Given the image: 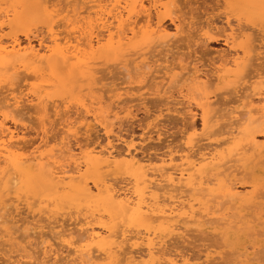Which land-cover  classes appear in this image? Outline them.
Wrapping results in <instances>:
<instances>
[{
  "label": "rangeland",
  "instance_id": "374dc122",
  "mask_svg": "<svg viewBox=\"0 0 264 264\" xmlns=\"http://www.w3.org/2000/svg\"><path fill=\"white\" fill-rule=\"evenodd\" d=\"M25 1H27V2H25ZM47 1H48L47 4L41 5V6H46V8H47L46 9L47 12H43L41 9H39L37 7L39 5L35 4L34 0H0V36H2L1 40L3 41V43L4 44L8 43L10 41V39L15 36L20 41L22 46H24L27 43L26 41L29 39L30 42L32 43V45H34L35 47H38V44H39L38 40H41L44 37V39H42V40L47 41L48 36H49L48 35L49 30L53 29L54 32H53V30H52V32L55 35H57L59 40L63 39L62 41H60L63 44L68 38L71 37V39H72L73 37H75V35L71 34L70 28H67L64 25L66 19L70 20V21L74 20L75 25L79 26V25H82L83 22H87L89 19H93L95 17V13L101 11L102 5L107 6L110 4L109 6H107L108 9H110L111 6L114 5V1H117L120 5H123L125 0H113V1L112 0H108V1L107 0L106 1L105 0H99V1H102L101 4L98 2H95L96 0H47ZM90 1H91V3H89ZM142 1L144 3L143 4L144 9L145 10L149 9L152 12L151 18H152V16H153V18H152L151 22L152 21L153 22L150 23L149 25H152L153 27L151 26L149 28V30L146 28L148 23L147 22L144 23L145 19H144L143 14H141L143 19L141 18L140 15H139V17H140L139 19H141V21L143 20V22H141L139 20L140 22L138 23L136 31L141 29V27L144 25L143 27L145 30L142 27L141 32H142V30L143 31L148 30L150 32L149 33L150 35L153 32L154 33L156 32V34L151 36L150 38H148L147 41H145V39L140 37V34H138V37L136 39L129 40L128 42L126 41L128 43L127 44L128 48L125 50L124 53H122V55H120L119 53L117 55H112L109 57H100L99 55H91L90 59H89V69H88V71H84V72H81V71L79 72V71H76L75 69H70L69 67H67V65H65L67 68L65 66H60L57 69L56 68L52 69V68H48L46 66H43L44 68L42 67V68H40V70H38V69L37 70H27V71L19 70V73L20 72L21 73L20 74L18 73V76L15 75V77L17 76V78H18V79L15 78V80L18 82H15V80H7L3 76V73L0 72V89H1L0 95H2V96H0V98H1L0 99V101H1L0 102V105H1L0 106V120L2 119V117H1L2 114L5 113L6 114L5 124L7 125V127L11 131H13L14 133H17L18 139H20V141L22 142L21 146L27 147L25 149L26 155H28L30 153V151L33 152L37 149L40 152H45V153H49L51 151L52 153H56V155H57L58 151H55V150H59V148H61L62 144L59 142H61L62 138H65L66 136L68 138L64 139L62 142L63 143H69L68 146L69 147L71 146L70 148L73 149V152L76 154H78L80 152L87 151L89 148H91L93 146L94 147L95 146L96 147H99V146L104 147L105 145L106 146H112L113 145L112 147H115V148H113L114 150L116 149L115 151H117V152L119 151V153H123L126 151L127 147L125 148V146L127 144V146H129V145L135 146V147L132 146L135 149V159L138 158L137 160H140L142 158L143 159L144 158H146V159L151 158V160L153 162L151 161V165H149V166H148V163H143V164L139 163V165H142L145 167L144 169L147 170V172L149 174L151 171V169H149V168H154L157 166V163L154 160H157L163 156L169 155L170 152L171 153L173 152L174 155L181 153L180 150L181 149L185 150L186 142H188L190 140V137L192 139L193 138L195 139V141H194L196 143L195 151L197 150V148L199 146H200V148L202 147L203 151H207V152L208 151H214V150L220 151V150L227 148L226 146L228 144L227 145L224 144L221 147L218 146L220 143H222V140L224 141L226 139V136L224 134L221 135V133H220V134H217L215 137L213 136V134H204L203 133L204 135H202V131H201V128H202L201 125L202 124H201V120L199 119L200 118L199 114H200L201 110H200V108H198L197 104L202 103L204 101H200L199 96L202 97L203 94H206V96H208L209 101L214 103V106L216 105L215 106L216 110L214 109L215 115L217 116V115L222 114V116H224V118H221L222 116L221 117L218 116V118H220L221 120L219 119V121H217V122H219L218 123L219 125L217 124L212 132H214V130H217L218 127H219V129H221V128H223L222 126H224V125L226 126V122L228 121L226 129L224 126V129L220 130V131H222V130L227 131V128L229 127L228 125H230V123L233 122V121H230L231 119H228L230 116L228 117L227 113L230 112L232 109L234 111L236 110V112L237 111L242 112V110H243V112H245L247 110V106H245V107L243 106V104L245 105L246 101L245 100H244L245 102L241 101L242 100L241 97H244L246 95V93L250 94L252 104L253 105L255 104L254 105L255 107L257 106L256 104H258V102H259L257 100L258 98H257V96L253 97V95H251V92L253 93L254 88H255V91L258 88L259 89L258 91L261 90L264 92V83H263V85L260 84L259 83L260 80L256 79V78L255 79H253V78L242 79V77L244 76L242 74L243 72L242 73L238 72L237 70H235V68L233 66L230 65V63H229V65L228 64L226 65V63H228V61L231 59V57L236 58V57L244 56V57H247V58L249 57L250 59H252V61L254 63L252 61H251V63H253L254 65H257V66L260 65L261 66V62H262V65H264V59H263L264 58V4L262 5V4L258 3V4H254L253 6H249L248 4H240L241 6H234V5L228 6L224 2L223 3L220 2L219 5L215 6L214 3L212 4L211 0H205L206 6L203 5L204 7L203 6L201 7V5L200 6L198 5L199 7H196V5L184 7L183 4L185 2H187L188 0L187 1L177 0V6L179 4L180 7L174 6L173 9H172V7L164 8L163 6H160L159 4H157L159 6H157V9H155V8H153V5L155 4L154 0H142ZM202 1L199 0V2H201V3H202ZM79 3H80V5H79ZM166 3H167V0H161V4H166ZM77 5H78V7H77ZM75 7H76V11L78 9V12H80L79 13L80 15L75 14V12L73 11V9H75ZM81 8H83V9H81ZM158 9H160V10L158 11ZM193 9H195V10H193ZM82 10L83 11L85 10L86 12L81 13ZM153 10H154V12H153ZM60 12H62V13H60ZM156 12L159 14V18H160L159 20H161V23H160L161 26L162 25L164 26V27L162 26V29H166V32L169 35L168 37L163 36L162 32L157 31L158 30V25H157L158 19H156V15H154V14H156ZM88 14H90L89 19L87 16ZM170 14H172V15L175 14L176 16L178 15V17L181 16L180 18L184 20L183 21L184 23L182 22V24H183V29L185 31L183 34L180 35L182 38L180 39V36H179V39L180 40L185 39V41L178 40V36L176 37L177 39L175 38L176 40L173 37H171L175 33V29H174V26L172 24H170V22L168 20ZM73 15H75V16H73ZM76 15L78 17H76ZM72 16H73V19H72ZM90 16H91V18H90ZM227 17H229V21L231 20L229 23V26L233 28L231 31H230V28H228L229 26L227 27V25L225 23L226 22L225 18H227ZM82 18H84L85 21L82 20ZM210 20H212V21H210ZM61 21H64V22L62 23ZM78 21H80L81 23H76ZM209 23H211L210 26L212 25L211 28L217 29V32H218V30H220L219 32H223L222 37L227 36V35L229 36L230 34L235 33L236 35L234 34V36L237 38V37H239L237 35H239L243 32V35L241 34L242 36L237 38V40L235 38V41H234L235 42L234 45L236 46L235 49L236 50L238 49V50L236 52H234V50H231L230 48H228L229 45H226V43L224 41H218L219 43L218 42L217 43L208 42L205 46H202L201 42H198L199 41L198 38H200L198 36L208 30L207 24H209ZM204 24L206 26H204ZM83 25L85 26V24H83ZM139 26H141V27L139 28ZM202 28L203 29L206 28L207 30L205 29L203 31ZM225 28H226V30H225ZM214 29H212V30H214ZM216 29H215V33H217ZM233 31H234V33H233ZM159 33L161 36L159 35ZM213 33H214V31H213ZM25 35H27L28 38L25 37ZM153 37H154V39H153ZM129 38H130V36H129ZM168 38H170V39L168 40ZM137 39H138V41H137ZM251 39H253V40L255 39L254 42ZM135 40L137 41L136 43L133 42ZM166 40H168V41L166 42ZM170 40H173L172 42L174 44L173 43L171 44ZM131 41L133 43L130 44ZM177 41H178V43H177ZM159 42H161L162 44ZM164 43H165V45H164ZM245 43H246V45H245ZM247 44H249L252 48L255 47V49L250 50L251 48L247 47L248 46ZM170 45H172V46H170ZM243 46L245 47V49L243 48ZM246 47H247V49H246ZM160 48H161V50H160ZM242 48H243V50H242ZM253 50H255V51H253ZM128 54H130V55H128ZM132 54H133V56H131ZM137 54H140V55H137ZM228 54H230V55H228ZM236 54L238 56H236ZM222 55H226V57H223L222 59L219 58ZM227 56H229V57H227ZM260 56H262V57H260ZM252 57H257V58H259V60L260 59L261 60L259 61L257 58L255 59ZM225 59H226V61H225ZM224 62H226L225 65H224ZM144 64L145 65L149 64L148 65L149 70H147L145 68L143 70ZM107 65H108V67H107ZM115 65H117V66H115ZM177 66L180 67L181 69L176 68ZM257 66H256V68H258ZM195 67L197 70H199L196 74L193 70H191V69H195ZM261 67L258 68L259 72H261L262 70L264 71V68H263L264 66L262 68ZM61 68H63V69H61ZM182 69L183 70L185 69V72L182 71ZM218 69H220V70H218ZM63 70H65V71H63ZM130 70H131V72H130ZM66 71H68V72H66ZM125 71H128V72L126 73ZM156 71H158V72H156ZM138 72H141V75H139L140 73H138ZM151 72H152V74H151ZM193 72H194V74H193ZM255 72L256 71L253 72V70H252L250 77L254 76ZM185 73H187V74H185ZM240 73L243 75L242 77H241ZM23 74H25L24 77H23ZM126 74L130 78L128 77V79H126L127 78ZM202 74L203 75L206 74V75L203 76ZM26 75H27V77L30 75L29 78H26L25 77ZM162 75H163V77H162ZM181 75L183 76V78L180 81V77H182ZM196 75H197V77H200V78L196 81L197 84H194L195 82H191L189 77L196 76ZM238 76H240V77H238ZM169 77H173V80L176 79L178 82L180 81L179 83L181 86L179 85L178 82H174V83H176L175 84L176 87L173 85V82H172V85H170L171 81H170V79H168ZM186 77L189 78V80L187 79L188 80V81H186L187 83L186 82L184 83L183 80H185ZM214 77H215V79H214ZM13 78H14V76L11 79H13ZM208 78H210V79H208ZM239 78L241 80H238ZM207 79L210 80L208 83H210L212 80L210 85H208V87L211 90H209L208 87L206 88L207 85L205 86V85H202V83H201V82L205 83ZM236 81H238V82L236 83ZM181 82H183L184 84L182 83L183 84L182 85ZM157 84H159V85H157ZM177 84L180 86V88H179V86L177 87ZM159 86H161V87H159ZM169 86H171V87L169 88ZM165 87H167V88H165ZM96 88H97V90H96ZM16 89H17V92H16ZM241 89H243V91ZM12 90H15L16 94L18 93L17 95H19V93L21 96L23 95L22 96L23 97L22 102L18 105L17 109H14V111H13L16 114L12 113V112L10 114L7 110H5V108H3L4 107L3 105H5L8 102V100L10 99L11 96L9 93ZM123 90L124 91L126 90V92H123ZM157 91H159L160 93H158ZM163 91L165 93H163ZM240 92L243 94L240 95L241 94ZM244 92H246V93L244 94ZM148 93H150V94H148ZM221 94H222V96H221ZM37 96L39 99L40 98H42V100L44 99L45 100L44 102L48 101L45 103L46 110H44V111L40 110L41 113L39 112V109H41V108H37L36 104L34 106V104L32 105L30 103V100H32V99L37 101L36 100ZM5 97H6V99H5ZM123 97L126 100L128 98V100H127L128 102L125 101V99ZM181 97H183V98H181ZM198 98H199V100H197ZM232 99H234V100L236 99L237 101L235 100L233 102ZM97 101H98V103H97ZM217 102L219 104H216ZM34 103H36V102H34ZM52 104L54 106H52ZM31 107H33V108L36 107V110H35V108L33 109ZM48 108H50V109H48ZM85 108L90 109V110H96V112L101 111L102 113H105V115L107 114V112H109L111 110H112L111 115L114 112H117V115L119 113L118 117L116 116V119L114 117V120L112 118L113 116L110 117V118H112V122H110L111 120L109 119L110 120L109 122L112 124V128H113V129H111L112 134L110 133L109 136L104 135L105 134V133H103L104 131L100 127H98V125L95 126L96 124L94 125V122H91L90 117H86V119H85L84 112H83L84 111L83 109H85ZM187 108H188V110H187ZM20 109H22V111ZM219 109L221 111H219ZM120 110H121V112H120ZM64 111H65V113H64ZM225 113L227 114V116H225L226 115ZM13 114H15V115H13ZM188 114H189V116H188ZM191 114L194 116V118L187 120L186 118H190ZM62 115H64V117ZM14 116H18L19 119H18V117H15L16 119H14L13 118ZM81 116H83L84 118L81 119L82 118ZM60 118H62L61 122H60ZM65 120L67 121L66 124L68 122L69 123L72 122L69 126V128H71L70 133H68L69 136L68 135L65 136V134L62 133L66 130V127H65L66 124L64 123ZM73 121H75V122H73ZM191 121H193V122L191 123ZM190 125H193L195 127V131H196L195 133H192L193 130L190 132V130H191ZM89 127H92V128H89ZM187 127H188V129H187ZM87 128H88V130H87ZM193 134H196V135L192 136ZM199 134L202 135L203 137L199 136ZM206 136L209 137V140H206ZM106 137H107V139H106ZM45 139H46V141H44ZM203 139H204V141H203ZM197 141H199V142L197 143ZM257 141L260 144H264V135L263 134L259 135V137H257ZM87 143H89V147L86 145ZM129 143H131V144H129ZM197 144H198V147H197ZM81 147H82V150H78V149H81ZM86 147L88 149H86ZM30 148H31V150H30ZM52 149H54V152ZM174 152H176V153H174ZM174 157H178V155L177 156L175 155ZM176 161L178 162V160H176ZM136 166L137 165H135V168H136ZM138 167L135 170H138ZM82 170H84V169H82ZM112 170L113 169H111V171L106 170L105 173H103L105 171V169L103 172L101 171L103 173L104 177L107 178L106 180L110 181V183L107 181L109 184L116 183L117 185L114 184L115 186H117L118 188L121 187L124 189L130 188V186H131V188L133 187L134 178L132 179V177L133 176L135 177V173L137 175L138 171L137 172L134 171L132 174L131 173H125V172H120V173L119 172H115V173L113 172L111 174ZM87 173L88 172H86V171H81V176L86 181H89V182H87V184L91 188L92 192L95 193V189L92 187L93 186L92 181L94 182L96 179L93 175L87 174ZM103 175H101V173H100V180L102 182L105 181L103 183L107 184L105 178L102 179ZM8 176L9 175L4 176V178L0 176L2 178V179L0 178V180L7 181L11 178V175L9 178H8ZM14 176L17 178L13 177V174H12V178H15V181H16L15 183H17V185L14 183V185H16L14 187V185L12 183H10L11 186L8 187V190H11V191H8L6 189V191L4 192L5 188L2 185L0 186V216L3 215L4 218L7 219V222H8V224H7V222H5L3 224L2 220H1L2 222H0V224L2 223L0 225V264H3L4 262H5L4 264H25V263L26 264H29V263L37 264V263H41V262H43L45 264H71L72 263V261H70L71 257L68 256L69 253L67 252V249L64 246V243L62 241V237H59V235H58L61 232L62 224H63L64 228L66 226H67V228H73V226H78V227L84 226L85 227L86 222L92 220L90 218L84 219V217L86 218L87 215L89 216V213L88 214L86 213L87 215L84 213L86 210H87V212H91V210L93 211L94 208H96L94 210L95 213L93 212V214L97 217H99V214H102L101 215L102 221H104V219H105V221H107V216H105L106 213H102V211H100L101 213H99L98 211L100 210V208H98V210H97V207L93 203H92L93 205L91 204L93 207L90 205H86L85 203H82V204L86 205V207H85L84 205L82 206L81 203L79 204V202H81L80 200L74 199L72 197H71V199H70V197L67 198V196H68L67 192L68 191H64L63 196H61V194H62L61 192H57V194L56 193L51 194L52 192L50 193L51 190L47 186H45L46 184L45 185L43 184L44 185L43 186L40 183V185L39 184L36 185V186H38V189H36L37 187L34 188L35 184L38 181V180L36 181V179L35 180L33 179L34 182L36 181L35 184L34 183L31 184V180L28 179L30 182L27 183V181H28L27 178L25 180V178L23 176H20V175H19L20 177L16 176V175H14ZM139 176H140V174H139ZM255 176L257 177L256 184H257V189L259 188V190H257V192L255 191L254 193L255 194L257 193L258 196H261V195H259L258 192H261V194L264 193V187H263V185H264V172H262L260 169H258L257 172H255ZM237 177L240 178L241 175H238ZM22 179H23V181H22ZM24 181L26 182V184H29L30 186L33 185L32 188L29 185L24 184ZM40 181L41 180H39V182ZM131 182H133V184ZM245 183L246 182L241 183L244 185L242 186L243 188H241L239 190L244 191V193L247 192V194L248 193L250 194V192H252L251 191L252 187L249 183H248V185ZM127 184L128 185L130 184V186H126ZM25 185H26L27 189H29V190L26 189ZM39 186L40 187L43 186V188L47 189V191H44V189L40 188ZM10 187H14V190H13V188L10 189ZM34 189L39 194H37V192H35ZM41 190H43V193ZM30 191H32V192L30 193ZM33 191H34V193H33ZM39 191H41V192H39ZM44 192H46V195ZM47 192H49L50 194H47ZM66 193H67V196H64ZM40 194H43V195H40ZM55 195L57 197H55ZM263 195H262V197H263ZM45 196L49 197V198H46ZM38 197H40V198H38ZM44 197L46 198V200L50 199L48 201L50 203H52V205L50 203H47V202H46L47 204L45 203V205H44V201H46V200H44ZM60 197L61 198L66 197L65 200H67V201L70 200L72 202L68 201V202H66L67 204H65V200L63 201V199H62V201H61V199L60 200L58 199ZM7 199H8V201L10 199H12V200H10L8 202ZM35 199H36V202H35ZM55 199L57 200L56 202H55ZM73 199L75 201H73ZM41 200L42 201L44 200L42 202L43 204H41V202H40ZM76 200H77V202H76ZM262 200L264 201V198ZM14 201H16V202H14ZM32 203L34 204L33 207L31 206ZM5 204L7 206L8 205L10 206V204H11V207H9V206L7 207V206H5ZM75 204H77V206ZM71 205H73V207H71ZM56 206H57V208H55ZM75 206L77 207V209ZM83 207L85 208V210L82 209ZM1 209H2V211H1ZM6 209H8L7 210L8 214L6 213ZM81 209H82V211H81ZM9 210L12 212V214H10L11 212ZM50 210H52L53 212ZM79 210H80V213H79ZM96 211L98 214L96 213ZM251 211L252 210H248V211L244 210L243 212H241V214H243L244 217L246 216L248 218ZM70 212H71V214H70ZM236 212L238 213V215L240 217L241 216L243 217V215H241L238 211H236ZM236 212L229 211L227 213L230 216V214H233ZM16 213H18L19 215ZM47 213L49 215L54 213L55 217H54V214L51 216L54 217L55 219H53L51 216H48ZM83 213L85 216H83ZM225 213H226V211H225ZM259 213L261 214V216H264L263 215L264 213L263 214H262V212H259ZM5 214H6V216H5ZM34 214H36V215H34ZM41 214H43V215L41 216ZM91 214H92V212L90 213V215ZM77 217H79L80 219L78 220ZM38 218H40V221ZM48 218H49V220H48ZM10 220H11V222H10ZM23 220H25V222L27 221L28 223L27 222L25 223ZM41 220H42V222H41ZM57 220L59 222L56 224ZM67 220H68V222H67ZM263 220H264V217H263ZM52 221H55V223L53 222V224H52ZM78 221H80V222H78ZM247 221H251V219L247 220ZM94 222H95L94 220H93V222L91 221V223H92L91 225L95 227L97 225L95 224L96 222L95 223ZM43 223H44V225H43ZM47 224H48V227H47ZM56 225H58V226H56ZM12 226H13V228H12ZM261 226L257 227L259 230V235L257 236L256 239L255 238L253 239L254 242H252L253 241L252 238H250V239H248V238L236 239V237L234 235H231L230 239H228L227 236L225 237L224 235L221 237V235L223 233H226V230L223 228V226H221L219 224H212V225L204 226V228L201 230L202 233L200 231L199 232L195 231L194 228L191 227L187 230V232L182 231L183 233H181V235L184 236L183 239H181L178 235H177L178 237L174 236V235L172 237L166 236V240L164 237L163 238V241H164L163 242V248L167 247L164 250L165 251L169 250V252H171V253L174 252L172 254L184 256L183 258L186 260L187 264H264V255H263L264 254V234H263L264 233L263 232L264 227L262 226L263 227L262 228ZM189 230H190V232H189ZM12 232H14L15 234L14 233L12 234ZM260 232L261 233L263 232V233L260 235ZM29 233L31 234L32 238L30 237ZM37 234H39V235H37ZM208 235H209V237H208ZM216 235H217V237H216ZM33 236H34V238H33ZM40 236L42 238H40ZM50 236L52 239L49 238ZM54 236H55V238H54ZM37 237H38V239H36ZM44 238H46V240H49V241L53 240V241H50V243L53 244V242H54L55 245H53V246H56L55 247L56 249L60 248L58 250V256L59 257L57 256L59 258V260H58V258H54V256H48L50 259H47L48 257H46V258L43 257L44 255L42 252V248L39 245L40 243L38 241L44 240ZM173 238H175L176 241L173 240ZM220 238H221V241H220ZM34 239H35V241H34ZM185 239H187V240H185ZM217 240H219V241H217ZM220 242H221V244H220ZM27 243L29 244V246ZM9 244L11 245V247ZM244 244L247 247L246 246L244 247ZM217 245H218V247H217ZM28 247H30V248H28ZM62 247H63V249H62ZM173 247H176V248H173ZM177 248H179V249H177ZM9 249H10V251H9ZM20 249H21V251H20ZM255 251H256V254H255ZM141 252L142 251H140V253ZM240 253L242 256L240 255ZM40 254H41V256H40ZM232 254H234V255H232ZM24 255H26V256H24ZM245 256H247L248 258L251 257V260L250 259L247 260V258ZM252 256H254L253 257L254 259L252 258ZM38 257H40V258H38ZM66 257L69 259L67 262H66V260H67ZM2 259H4V260L2 261ZM38 259H39V261H38ZM44 260H45V262H44ZM49 260H51L50 261L51 263L49 262Z\"/></svg>",
  "mask_w": 264,
  "mask_h": 264
},
{
  "label": "bare ground",
  "instance_id": "6f19581e",
  "mask_svg": "<svg viewBox=\"0 0 264 264\" xmlns=\"http://www.w3.org/2000/svg\"><path fill=\"white\" fill-rule=\"evenodd\" d=\"M34 1H35V4L39 5V6H37L39 9H41L43 12H47L46 6H41L43 4H47V2H48L47 0H34ZM154 1H155V4L153 5V8H155V9H157V6H159V5L163 6L164 8L172 7V9L174 6H177V0H167L166 4H161V0H154ZM185 1H187V0H185ZM211 1H212V4L214 3L215 6L219 5L220 2H222V3L224 2L228 6H233V5L234 6H241L240 4H248L249 6H253L254 4H258V3H260L262 5L264 4V0H211ZM25 2H27V1H25ZM95 2H98L101 4L102 1L96 0ZM89 3H91V1ZM205 3H206L205 0H203L202 3L199 2V0H188L183 5H184V7L185 6H192V5L193 6L196 5V7H199L201 5V7H202L203 5L206 6ZM143 4L144 3L142 0H125L123 5H120L117 1H114V5H112L110 9H108V7H107L110 4L107 6L102 5L101 11L96 12L95 17L94 18L92 17L93 19H89L90 14L87 15L89 20L87 22H83V24H85V26L83 24L79 25V26L75 25L74 20H73L74 22L72 20L71 21L67 20L66 19L67 17H66L64 25L67 28H70L71 34L75 35V37H73L72 39H71V37L68 38L63 44L60 42L63 39L59 40L57 35H55L53 33L54 32L53 29H52L53 32L51 29L49 30V34H48L49 36H48L47 41L42 40V39H44V37L41 40H38L39 41L38 47H35L34 45H32V43L30 42L29 39L26 41L27 43L24 46H22L20 41L15 36L12 37L8 43L4 44L3 41L1 40L2 36H0V72L3 73V76L7 80H15V78L18 79L17 76H18L19 70H25V71L37 70V69L40 70V68H42L43 66H46V67L52 68V69H55V68L57 69L60 66L67 65V67H69L70 69H75L76 71L84 72V71H88V69H89V59H90L91 55H99L100 57H109L112 55H117L118 53L120 55H122V53H124L125 50L128 48L127 42L129 40L136 39L138 37V34H140V37L145 39V41H147L148 38H150L151 36L156 34V32L155 33L153 32L151 35L149 34L150 32L148 30L152 26L149 24L153 22V21L151 22L153 16L151 18L152 12L149 9L145 10L143 7ZM157 4H159V5H157ZM79 5H80V3H79ZM77 7H78V5H77ZM177 7H180L179 4ZM81 9H83V8H81ZM85 10L84 11L82 10L81 13L86 12ZM159 10L160 9H158V11ZM193 10H195V9H193ZM73 11L75 12V14L80 15L79 14L80 12H78V9L76 11V7H75V9H73ZM153 12H154V10H153ZM157 12H156V14H154V15H156V19H158V22H157L158 30L157 31L162 32L163 36L168 37L169 35L167 34L166 29H162L163 25L161 26V24H160L161 20H159L160 18H159V14ZM60 13H62V12H60ZM141 14H143V16H144V19H145L144 23L145 22L148 23V25L146 26V28L148 29L147 31L142 30V32H141V29L144 25L142 27L139 26V28L141 27V29L138 28L139 30L136 31L138 23L141 21V19H139L140 18L139 15L143 19ZM172 14L169 15L168 20H169L170 24H172L174 26L175 33L173 35L171 33L170 34L172 35L171 37H173L174 39L178 36V40H180L182 38L180 35L183 34L185 31L183 29V24H182V22L184 20L180 18L181 16H179V17H178V15L176 16L175 15L176 13L174 14L175 16ZM73 16H75V15H73ZM73 16H72V19H73ZM76 17H78V16L76 15ZM90 18H91V16H90ZM225 19H226L225 23L228 27L231 20L229 21V17H227ZM82 20H84V18H82ZM210 21H212V20H210ZM61 22L63 23L64 21H61ZM141 22H143V20ZM76 23H81V22L78 21ZM205 24H204V26H206ZM210 24L211 23L207 24L208 30L206 28H204V29L202 28L203 31L205 29L207 31L200 34L198 36L200 38L197 37L199 40L198 42H201L202 46H205L208 42L217 43L218 41H224L226 43V45H229L228 48H230L231 50H234V52H236L238 49L236 50L235 49L236 46L234 45V43H235L234 41L236 38L234 36V34H235L234 31H233L234 34H230L229 36L227 35V36L222 37L223 32H219L220 30H218V32H217V29L215 28L216 32H217V33H215V29L211 28L212 25L210 26ZM228 28H230V31L233 29L230 26ZM143 29H144V27H143ZM212 29H214V30H212ZM225 30H226V28H225ZM213 31H214V33H213ZM241 34L243 35V32ZM241 34H239L237 36L240 37V36H242ZM159 35H160V33H159ZM129 36H130V38H129ZM179 36H180V39H179ZM25 37H27V35H25ZM239 37H237V38H239ZM237 38H236V40H237ZM138 39H137V41H138ZM153 39H154V37H153ZM169 39L170 38H168V40ZM168 40H166V42ZM251 40L254 42L255 39L254 40L251 39ZM137 41L135 40L133 42L136 43ZM172 41L173 40H170L171 44L173 43ZM180 41H185V39H182ZM133 42L131 41L130 44ZM159 43H161V42H159ZM177 43H178V41H177ZM249 44H247L248 45L247 47H250L251 48L250 50L255 49L254 46H253L254 48H252ZM164 45H165V43H164ZM245 45H246V43H245ZM170 46H172V45H170ZM247 47H246V49H247ZM243 48L245 49L244 46H243ZM243 48H242V50H243ZM160 50H161V48H160ZM253 51H255V50H253ZM133 54L131 56H133ZM128 55H130V54H128ZM137 55H140V54H137ZM226 55H222L219 58L222 59L223 57H226ZM228 55H230V54H228ZM236 56H238V55L236 54ZM227 57H229V56H227ZM260 57H262V56H260ZM248 58L244 57V56L236 57V58L231 57V59L228 61V63L224 62V65H225V63H226V65L227 64L229 65V63H230V65L233 66L235 68V70H237L238 72H241V73L243 72L242 74L245 77L240 73L241 77L243 76L242 79H244V78L255 79L256 78V79H259L260 80L259 83L263 85V83H264V71L262 70L261 72H259L258 68L261 66L263 67L264 65H262V62H261V66L260 65L259 66L254 65L253 64L254 62L252 61V59H250V58L248 59ZM252 58L256 59L257 57H252ZM257 59L259 60V58H257ZM225 61H226V59H225ZM251 61L253 63H251ZM148 65L144 64L143 65L144 67L142 66L143 70H144V68L149 70ZM115 66H117V65H115ZM256 66L258 68H256ZM107 67H108V65H107ZM63 68H61V69H63ZM176 68L179 69L180 67L177 66ZM191 70H193L195 72V74L199 71L196 69V67H195V69H191ZM218 70H220V69H218ZM252 70H253V72L254 71H256V72H255L254 76L250 77ZM63 71H65V70H63ZM182 71L185 72V69L184 70L182 69ZM66 72H68V71H66ZM125 72L127 73L128 71H125ZM130 72H131V70H130ZM156 72H158V71H156ZM194 72H193V74H194ZM138 73H140L139 75H141V72H138ZM151 74H152V72H151ZM185 74H187V73H185ZM15 75H17V76L15 77ZM24 75L25 74H23V77H24ZM204 75H206V74H204ZM13 76H14V78L11 79ZM29 76L27 77V75H26L25 77L29 78ZM126 76H127L126 79H128L129 76L127 74H126ZM162 77H163V75H162ZM238 77H240V76H238ZM182 78H183V76L180 77V81L182 80ZM189 78H190L191 82H195L194 84H197L196 81L200 77H197V75H196V76H191ZM189 78L186 77V79L183 80V82L185 83L186 81L189 80ZM168 79H170V81H171L170 85H172V82H173V85L175 86L176 83H174V82H178L176 79H175L176 81L173 80V77H169ZM208 79H210V78H208ZM214 79H215V77H214ZM207 80L205 83L201 82L202 85H205V86L207 85L206 88L212 82V80H211V82L208 83L210 80H208V81ZM238 80H241V79L239 78ZM15 82H18V81L15 80ZM183 82H181V84ZM237 82L238 81H236V83ZM157 85H159V84H157ZM179 85H180V83H179ZM179 85L177 84V87ZM180 86H179V88H180ZM159 87H161V86H159ZM170 87L171 86H169V88ZM165 88H167V87H165ZM96 90H97V88H96ZM209 90H211V89L209 88ZM241 90L243 91V89H241ZM258 90L259 89L257 88L255 91V88H254L255 92L254 91H253V93L251 92V95H253V97L257 96V98H258L257 100L259 102H258V104H256L257 106L255 107L254 106L255 104L254 105L252 104L250 94L244 92V94L246 93V95L244 97H241L242 98L241 101H244V100L246 101V102L244 101L245 105L243 104V106L244 107L247 106V110L245 112H243V110H242V112L241 111L236 112V110L234 111L233 109L232 110L230 109L231 111L227 113L228 117L230 116L228 119H231L230 121H233V122H231L230 125H228L229 127L227 128V131L222 130L223 132L220 130L224 129L225 125L222 126L223 128L219 129V127H218L219 130L217 129V130H214V132H212L213 129L215 128V126L219 123V122H217L220 119V118H218V116L221 117L222 114L217 115V116L215 115V110H216L215 106L216 105L214 106V103L209 101L208 96H206V94H203L202 97L199 96L200 101H204L202 103L197 104L198 108H200V110H201L200 114H199L200 115L199 119L201 120V124H202L201 125L202 135L213 134V136L215 137L217 134H220V133H221V135L224 134L226 136V139L224 141L222 140V143H220V144L218 143L219 144L218 146L221 147L224 144H226V145L228 144L226 146L227 148L223 149L224 151L223 150H220V151L214 150V151H208L207 152V151H203L202 147L201 148H200V146L198 147V144H197L198 148L195 151V148H196V143L194 142L195 139L194 138L192 139L190 137V140L188 142H186L185 150L181 149L180 150L181 153L175 154L176 156L178 155V157H174L175 155L173 154V152L172 153L170 152L169 155H166V156H163L157 160H154V161H156L157 166L154 168H149V169H151L149 174H148L147 170L144 169L145 167L142 165H139V163H142V164L148 163V166H149V165H151V161H152L151 158H147V159L142 158L140 160H137L138 158L135 159V149L133 148L135 146H133V145H132L133 146L132 147L130 145L127 146V144H126L125 148L126 147L127 148H126L125 152L122 151L123 153H119V151L118 152L115 151L116 149L115 150L113 149V148H115V147H112L113 145L112 146H106L105 145L106 147L105 146L104 147H102V146L101 147L100 146L94 147L93 146L89 149L86 147V149H88L87 151L80 152L78 154L74 153L73 149L70 148L71 146L70 147L68 146L69 143H63L62 142L64 139L68 138L66 135H68V133H70V130H71V128H69V126L72 122L71 123L68 122L66 124V122H67L66 120L64 122L66 124L65 125L66 130L64 132H62L63 134H65L66 137L62 138L61 142L58 141L59 143L62 144V146H61V148H59V150H55V151H58L57 155H56V153H52L51 151L49 153L40 152L38 149L33 151V152L30 151V153L28 155H26L25 149L27 147L21 146L22 142L20 141V139H18L17 133H14L13 131H11L7 127V125L5 124L6 114L3 113L1 116L2 119L0 120V176L4 178V176L9 175L8 176V178H9L11 175V178L7 181L0 180V186L2 185L5 188V190H4V192H5L6 189L8 190V187L11 186L10 183H12L14 185V183L16 182L15 178H17V177H15L14 175H16V176L20 175V176H23L25 178V180H26V178H27V180L28 179L31 180V184L32 183L35 184V182L38 180L34 186V188L37 187L36 189H38V186H36V185H38V184L40 185V183H41V185L46 184L45 186H47L51 190L50 191V193L52 192L51 194H53V193L57 194V192H61L62 193L61 196H63V192L68 191L67 192L68 196H67V193L64 195V196H67V198L70 197V199H71V197H72L74 199L80 200L81 202H79V204L81 203L82 206L84 205L82 203H85L86 205H90V206H92L94 204L97 207V210H98V208H100V210L98 211L99 213H101L100 211H102V213H106L105 216H107V221H105V219H104V221H102V219H101L102 214H99V217H97L93 214V212L95 213L94 210L96 208H94L93 211L91 210V212H92L91 215H90L91 212H87V210H86L84 213L85 214L89 213V216L86 214L87 216H86V218L84 217V219L90 218L92 220L87 221L85 227L84 226L83 227L73 226V228H67V226H66L64 228V226L62 224L61 232L58 235H59V237H62V241L64 243V246L66 247L67 252L69 253V254L68 253L67 254H68V256L71 257L70 258V261H72L71 264H187L186 260L183 258L184 256L172 254L174 252L171 253V252H169V250L168 251L164 250L167 247L163 248V242H164L163 238L165 237V240H166V236L172 237L173 235L174 236L178 235L181 239H183L184 236L181 235V233H183L184 231L187 232V230L189 228L192 227V228H194L195 231L201 232V230L204 228V226L212 225V224H219V225L223 226V228L226 230V233H223L221 235V237L224 235L225 237L227 236V238L230 239L231 235H234L236 237V239H242V238H248V239L252 238V240L254 238L256 239L257 236L259 235V230L257 227H260L261 225L264 227V220H263L264 216H261V214L259 213V212H262V214L264 213V201L262 200L264 198V195H263L264 193L261 194V192H258L259 195H261V196H258L257 193L256 194L254 193L255 191L257 192V190H259V188L257 189V184H256L257 177L255 176V172H257L258 169H260L262 172H264V144H260L257 141V137H259V135H262V134L264 135V92L261 90L260 91H258ZM164 91H163V93H165ZM16 92H17V89H16ZM16 92H15V90H12L9 93L11 96L9 99L10 101L8 100V102L5 105H3L4 106L3 108H5V110H7L10 114H11V112L15 113V112H13L14 109H17L18 105L22 102V99H23V97H22L23 95L21 96L20 93H19V95H17L18 93L16 94ZM123 92H126V90L125 91L123 90ZM157 92L160 93L159 91H157ZM148 94H150V93H148ZM242 94L243 93H241L240 95H242ZM0 96H2V95H0ZM221 96H222V94H221ZM181 98H183V97H181ZM199 98L197 100H199ZM5 99H6V97H5ZM36 100L37 101L32 99V100H30V103L32 105L34 104V106L36 104L37 108H41V109H39V112H40V110H42V111L46 110L45 103L48 101L44 102L45 100L44 99L42 100V98L39 99L38 96H37ZM127 100H128V98H127ZM127 100L125 99V101H127ZM232 100L234 102L236 99L235 100L232 99ZM34 102H36V103H34ZM218 102L216 104L220 103V102L219 103ZM97 103H98V101H97ZM52 106H54V105L52 104ZM36 107H34L35 110H36ZM31 108H33V107H31ZM48 109H50V108H48ZM20 110L22 111V109H20ZM83 110H84L83 112H84L85 119H86V117H90L91 122H94V125L96 124L95 126L98 125V127H100L104 131L103 132V133H105L104 135L109 136L110 133L112 134L111 129H113V128H112V124L110 122H112V118H113V120H114V117L116 119V116L118 117L119 113L117 115V112H114L111 115V113H112V110H111V111L107 112V114L105 115V113H102L101 111L96 112V110H90V109H86V108ZM187 110H188V108H187ZM219 111H221V110L219 109ZM120 112H121V110H120ZM64 113H65V111H64ZM15 114H13V115H15ZM227 114L225 116H227ZM191 115H190V118H186V119L187 120L193 119L194 116L193 115L191 116ZM62 116L64 117V115H62ZM111 116H113V117L110 118ZM188 116H189V114H188ZM15 117H18V116H14L13 118L16 119ZM81 117H82L81 119L84 118L83 116H81ZM221 118H224V116H222ZM18 119H19V117H18ZM61 119L62 118H60V122H61ZM73 122H75V121H73ZM192 122L193 121H191V123ZM227 122H226V126L228 124ZM226 126H225V129H226ZM89 128H92V127H89ZM187 129H188V127H187ZM190 129H191L190 132L192 130H193L192 133L196 132L195 127L193 125H190ZM87 130H88V128H87ZM195 135L196 134H193L192 136H195ZM202 135L199 134V136H202ZM106 139H107V137H106ZM206 140H209V137L206 136ZM44 141H46V139ZM203 141H204V139H203ZM198 142L199 141H197V143ZM129 144H131V143H129ZM86 145L89 147V143H87ZM30 150H31V148H30ZM52 150L54 152V149H52ZM78 150H82V147H81V149H78ZM174 153H176V152H174ZM176 160H178L179 163ZM135 165H137L136 168H135ZM137 167H138V170H135V169H137ZM82 169H84V170H82ZM104 169H105V171H104ZM111 169H113L111 174L113 172L114 173L115 172H119V173L125 172V173H131L132 174L134 171H136V172L138 171V174L136 175V173H135V177L134 176L132 177V179L134 178V184H133V182H131L133 184V187L131 188L130 184L129 185L127 184L126 186H130V188L126 187L127 189H124V188H121V187L118 188L117 186H115L114 184H116V183L109 184L110 181L106 180L107 178L104 177L103 173H105L106 170L111 171ZM81 171L88 172L87 174L93 175L95 177V179L97 180V181L95 180L94 182L92 181V183H93L92 187L95 189V193H93L91 188L88 186L87 182H89V181H86L85 179L82 178ZM101 171L102 172L104 171V172L102 173ZM100 173H101V175H103L102 179L105 178L106 182L108 181L109 183L107 182V184H106V183H103L105 181L102 182L100 180ZM12 174H13V177H15V178H12ZM139 174H140V176H139ZM238 175H241V177L238 178L237 177ZM33 179L34 180L36 179V181L34 182ZM29 180L27 181V183L30 182ZM39 180H41V181L39 182ZM22 181H23V179H22ZM243 181L246 182L245 184L248 185V183H249L251 185L253 190L251 189L252 192H250V194L249 193L247 194V192H245L247 194L246 195L244 193V191L239 190V189L243 188L242 186L244 184H241V183H244ZM15 184L17 185V183H15ZM24 184H26L25 181H24ZM16 185H14V187ZM26 185H29V184H26ZM26 185H25V187H26ZM32 186L33 185H31L30 187L32 188ZM43 186H41V187L39 186V187L43 188ZM14 187H10V189L13 188V190H14ZM263 187H264V185H263ZM26 189H27V187H26ZM43 189H44V191H47V189H45V188H43ZM27 190H29V189H27ZM8 191H11V190H8ZM34 191L37 192L35 189H34ZM34 191H33V193H34ZM41 191L43 193V190H41ZM41 191H39V192H41ZM31 192L32 191H30V193ZM44 193L46 195V192H44ZM50 193L47 192V194H50ZM37 194H39V193L37 192ZM40 195H43V194H40ZM262 195H263V197H262ZM45 197H44V200H46V198H49V197H46V198ZM55 197H57V196L55 195ZM38 198H40V197H38ZM65 198L60 197L58 199L59 200L61 199V201L63 199V201H64ZM12 199H10V200H12ZM74 199H73V201H75ZM48 200H50V199H48ZM48 200L44 201V205L46 202L50 203ZM7 201H8V199H7ZM43 201L42 200L40 201L41 204H43L42 203ZM56 201L57 200L55 199V202ZM68 201L72 202L70 200H68ZM68 201L65 200V204H67L66 202H68ZM14 202H16V201H14ZM35 202H36V199H35ZM76 202H77V200H76ZM50 204L52 205V203H50ZM75 205L77 206V204H75ZM86 205H84V206L86 207ZM5 206H7V205L5 204ZM31 206L33 207L34 204L32 203ZM9 207H11V204ZM71 207H73V205H71ZM55 208H57V206ZM8 209H6V213H7ZM76 209H77V207H76ZM82 209L85 210L84 207ZM82 209H81V211H82ZM244 210H247V211L252 210L251 211L252 213L250 212V215L249 216L247 215L248 218L246 216L244 217V215L241 214V212H243ZM1 211H2V209H1ZM50 211H52V210H50ZM225 211H226V213L229 211H233V212L238 211L241 215H243V217L242 216L240 217L237 212L233 213V214H230L231 213L230 212L229 213L230 216H229L228 213L227 214L225 213ZM79 213H80V210H79ZM84 213H83V216H85ZM96 213H97V211H96ZM10 214H12V212ZM16 214H18V213H16ZM53 214H51V215H53ZM70 214H71V212H70ZM34 215H36V214H34ZM42 215L43 214H41V216ZM51 215L48 214V216H51ZM5 216H6V214H5ZM54 217H55V214H54ZM54 217H52V218L55 219ZM40 218H38L39 221H40ZM49 218H48V220H49ZM77 218H78V220L80 219L79 217H77ZM250 219H251V221H247ZM93 220L96 222V223L95 222L94 223L97 225L95 227L91 225L92 224L91 221L93 222ZM23 221L25 222V220H23ZM0 222H2L4 224L5 222H7V219H5L4 216L2 215V216H0ZM10 222H11V220H10ZM41 222H42V220H41ZM53 222L55 223V221H52V224H53ZM58 222L59 221L57 220L56 224ZM67 222H68V220H67ZM78 222H80V221H78ZM7 224H8V222H7ZM43 225H44V223H43ZM56 226H58V225H56ZM47 227H48V224H47ZM12 228H13V226H12ZM189 232H190V230H189ZM13 233L14 232H12V234ZM262 233L260 232V235ZM29 235L31 237L30 233H29ZM37 235H39V234H37ZM208 237H209V235H208ZM216 237H217V235H216ZM33 238H34V236H33ZM40 238H42V237L40 236ZM49 238L52 239L51 236ZM54 238H55V236H54ZM36 239H38V237ZM173 240H175V238H173ZM185 240H187V239H185ZM34 241H35V239H34ZM50 241H53V240H50ZM50 241L46 240V238H44V240L38 241L40 243L39 245L42 248V252L44 255L43 257L46 258L48 256H54V258H58L59 257L58 256V250L60 248L56 249L55 248L56 246H53V245H55L54 242H53V244H51ZM217 241H219V240H217ZM220 241H221V238H220ZM252 242H254V240ZM220 244H221V242H220ZM28 246H29V244H28ZM245 246L246 245L244 244V247ZM10 247H11V245H10ZM217 247H218V245H217ZM28 248H30V247H28ZM173 248H176V247H173ZM62 249H63V247H62ZM177 249H179V248H177ZM9 251H10V249H9ZM20 251H21V249H20ZM140 251H142L143 253L141 252L142 253L141 254ZM255 254H256V251H255ZM232 255H234V254H232ZM240 255H241V253H240ZM24 256H26V255H24ZM40 256H41V254H40ZM254 256H252V258ZM245 257L247 258V260H249V259L251 260V257L250 258H248L247 256H245ZM38 258H40V257H38ZM47 259H50V258L48 257ZM3 260L4 259H2V261ZM58 260H59V258H58ZM68 260L69 259L67 258L66 262ZM38 261H39V259H38ZM50 261L51 260H49V262ZM44 262H45V260H44ZM29 264H32V263H29ZM37 264H45V263L41 262V263H37Z\"/></svg>",
  "mask_w": 264,
  "mask_h": 264
}]
</instances>
